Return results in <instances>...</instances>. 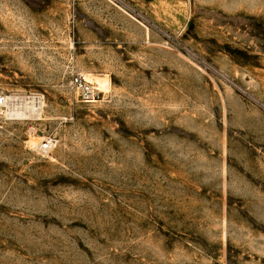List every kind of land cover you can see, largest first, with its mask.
<instances>
[{
  "label": "rangeland",
  "instance_id": "obj_1",
  "mask_svg": "<svg viewBox=\"0 0 264 264\" xmlns=\"http://www.w3.org/2000/svg\"><path fill=\"white\" fill-rule=\"evenodd\" d=\"M0 93V264H264V0H0Z\"/></svg>",
  "mask_w": 264,
  "mask_h": 264
},
{
  "label": "built area",
  "instance_id": "obj_2",
  "mask_svg": "<svg viewBox=\"0 0 264 264\" xmlns=\"http://www.w3.org/2000/svg\"><path fill=\"white\" fill-rule=\"evenodd\" d=\"M73 89L79 94L82 102L94 103L101 98V90L92 82L90 76L85 73H75L71 78ZM9 98L0 93V107H7L11 104ZM58 141L53 137H48L40 142L36 148L42 156H49L57 147Z\"/></svg>",
  "mask_w": 264,
  "mask_h": 264
},
{
  "label": "bare ground",
  "instance_id": "obj_3",
  "mask_svg": "<svg viewBox=\"0 0 264 264\" xmlns=\"http://www.w3.org/2000/svg\"><path fill=\"white\" fill-rule=\"evenodd\" d=\"M99 84L102 87L106 85L104 84V82L102 83L99 82ZM20 99H16L15 100L16 102L13 101L14 104L9 110L10 116L17 118H33L41 113L43 107L41 101L42 98L40 99L39 97H31V98L22 97V100Z\"/></svg>",
  "mask_w": 264,
  "mask_h": 264
}]
</instances>
